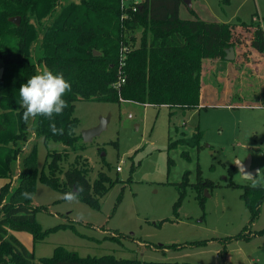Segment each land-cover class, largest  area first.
<instances>
[{
  "label": "rangeland",
  "instance_id": "374dc122",
  "mask_svg": "<svg viewBox=\"0 0 264 264\" xmlns=\"http://www.w3.org/2000/svg\"><path fill=\"white\" fill-rule=\"evenodd\" d=\"M70 1L76 0H60L45 21L51 22ZM193 13L208 22L230 18L249 22L253 16L255 23L264 25V0H192L191 7L181 4L182 18H193ZM40 37L30 56L39 74L47 70L40 60ZM237 46L240 49H236L234 60L220 56L203 59L201 104L195 109L79 99L74 115L80 121L76 133L81 135L83 148L72 150L61 141L31 138L23 154L36 141L40 169L48 150L56 149L68 152L62 161L64 168L78 163L89 167L91 180L100 170L119 178L101 198L100 208L80 199L68 203L60 198L63 192L38 180L32 204L46 209L37 211V220L44 228L67 223L75 230L52 231L40 242L28 239L32 236L28 231L12 230L34 251V260L51 256L56 246L63 245L82 256L114 254L148 261L264 264V235L229 242L220 239L237 235L250 224L242 187L237 185H251L252 180L245 177L238 163L248 162L249 173L260 170V178H264V101L258 99L264 84L262 80L256 82L245 62L251 55L249 45ZM236 52H241L240 60ZM102 117H108L107 127L85 141L82 131L98 124ZM18 167L16 164L17 173ZM185 172L190 183H195L201 173L214 185L205 187L200 197L188 185L176 214V183L183 180ZM18 182L13 179L10 192ZM119 194L122 198L118 202ZM81 215L83 219L78 220ZM263 228L264 202L248 229ZM114 233L119 237L111 238ZM202 239L209 241L166 252L154 247Z\"/></svg>",
  "mask_w": 264,
  "mask_h": 264
},
{
  "label": "trees",
  "instance_id": "16d2710c",
  "mask_svg": "<svg viewBox=\"0 0 264 264\" xmlns=\"http://www.w3.org/2000/svg\"><path fill=\"white\" fill-rule=\"evenodd\" d=\"M59 1L0 0V67H4L0 77V177L9 179L0 189V264H196L123 258L114 254L82 256L63 245L56 246L51 256L34 260V251L28 249L12 230L28 231L34 242H40L52 231L61 228L75 230V227L60 223L44 228L36 214L46 207L22 199V192L34 194L38 180L63 193L82 185L84 192L80 200L93 208H100L101 198L119 178H112L100 170L91 180L89 167L78 163L64 168L62 161L68 152L56 149L48 150L40 169L36 141L29 151L24 154L23 151L33 136L45 141H61L72 150L83 148L79 144L81 135L76 133L80 121L74 115L75 102L79 99L117 103L133 101L183 109L199 107L203 59L225 58L231 46L243 42L239 34L253 24L251 46L264 52V28L253 19L240 21L243 28L235 29L236 25L232 23L208 22L196 13L193 18H182V0H126L124 5L122 0H76L63 5L59 14L51 22H46ZM17 15L21 17L20 24L9 20ZM40 35V60L47 70L62 72L72 85L71 92L64 97L69 106L62 115L55 117L56 126L64 129L63 135H53L49 127L51 121L44 117L37 116L27 123L22 119L24 109L19 89L31 76L39 74L37 63L30 56ZM122 77L125 80L120 82ZM16 164L19 165L18 173ZM14 178L19 182L10 192ZM211 183L204 180L201 173L195 183H190L188 172H185L183 180L176 183L179 196L174 212L178 213L188 185L200 197L205 187L214 185ZM237 186L242 187L241 198L248 208L251 224L260 214L264 188H253L249 184ZM121 198L119 194L118 202ZM250 224L237 235L220 239L229 242L233 238L264 235V228L252 231L248 229ZM118 237L116 233L111 235V238ZM208 241L160 243L154 247L166 252L205 245Z\"/></svg>",
  "mask_w": 264,
  "mask_h": 264
},
{
  "label": "clouds",
  "instance_id": "9594fccd",
  "mask_svg": "<svg viewBox=\"0 0 264 264\" xmlns=\"http://www.w3.org/2000/svg\"><path fill=\"white\" fill-rule=\"evenodd\" d=\"M71 90L72 85L65 79L62 72L54 73L48 69L40 74L31 76L19 89L20 103L24 109L22 113L23 121L27 123L30 119H35L37 116L44 117L51 121L49 127L53 135H63L64 129L56 126L55 117L62 115L69 106L64 97ZM247 176L252 180L251 186L253 188H264V178H260V170L254 175L247 173ZM83 192V186L76 185L74 190L61 194L60 198L68 203L78 202ZM21 198L32 200L33 193L24 191L21 193ZM77 219L82 220L83 216H77Z\"/></svg>",
  "mask_w": 264,
  "mask_h": 264
},
{
  "label": "crops",
  "instance_id": "0c3cea01",
  "mask_svg": "<svg viewBox=\"0 0 264 264\" xmlns=\"http://www.w3.org/2000/svg\"><path fill=\"white\" fill-rule=\"evenodd\" d=\"M192 1V0H191ZM252 19H254V17L252 16ZM241 20V19H240ZM240 20H238L237 18L234 19V18H230V19H227V20H222V21H214V22H224V23H232L235 26V29H242L243 27H241L242 25H239L241 22ZM244 21V20H243ZM238 24V25H237ZM263 28H264V25H261ZM255 30V26L254 27H250L247 28V30L244 32H241L239 34V37L240 39H243V42L242 43H238L233 46L235 51L236 49L239 51L240 47L237 46L238 44L243 46L245 45L246 43L249 45L248 48H250L251 50V55L250 56V59L248 61H245L246 64L249 66L250 68V71L252 72V74L255 75L256 77V82H257V79L258 81L259 80H262V83L264 84V52H261V51H258L256 48L252 47L251 46V43H252V31L254 32ZM243 44V45H242ZM237 53V52H236ZM241 52L237 53V56H236V59L240 60V58H242V55L240 54ZM260 93H258V99L259 100H263L264 101V85L262 87V89L259 91ZM124 102V101H123ZM9 179L8 178H4V177H0V189L1 187L8 181ZM12 188H13V184H12ZM255 230H259V229H254ZM13 233V232H12ZM15 236H17L16 232L13 233ZM258 235V234H257ZM257 235H253V236H257ZM252 236V237H253ZM18 237V236H17ZM19 238V237H18ZM28 239H32L33 240V237L29 235ZM23 242V241H22ZM24 243V242H23ZM25 244V243H24ZM28 247V246H27Z\"/></svg>",
  "mask_w": 264,
  "mask_h": 264
},
{
  "label": "water",
  "instance_id": "95a60500",
  "mask_svg": "<svg viewBox=\"0 0 264 264\" xmlns=\"http://www.w3.org/2000/svg\"><path fill=\"white\" fill-rule=\"evenodd\" d=\"M183 3H185L186 5H188L189 7L192 6V1L191 0H182ZM9 20L12 21L15 24H20L21 22V17L19 15L17 16H11L9 17ZM95 53H99L98 51H95ZM225 58L227 60H234L235 59V49L233 46H231L226 53ZM4 72V67H0V77H2ZM107 121H108V117H102L101 120L99 121L98 124L86 128L82 131V137L85 141H91L95 136H98L106 127H107ZM250 164L248 162H244V163H238V166L240 167V169L243 171L245 177L248 178L247 173L252 172L250 170Z\"/></svg>",
  "mask_w": 264,
  "mask_h": 264
},
{
  "label": "built area",
  "instance_id": "2783aa9c",
  "mask_svg": "<svg viewBox=\"0 0 264 264\" xmlns=\"http://www.w3.org/2000/svg\"><path fill=\"white\" fill-rule=\"evenodd\" d=\"M125 1H126V0H122L123 5H124ZM134 9H135V7H134ZM125 49H126V48L124 47V48L122 49V51H121V59H120V61H121L122 63H124L123 60H124V51H125ZM124 80H125V79L122 77L121 80H120V82H121V81L123 82ZM120 82H118V83H120ZM120 169H121V166L118 165V166H117V170H120Z\"/></svg>",
  "mask_w": 264,
  "mask_h": 264
}]
</instances>
